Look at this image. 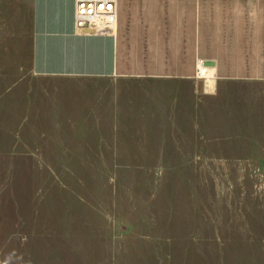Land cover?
Here are the masks:
<instances>
[{"label":"rangeland","instance_id":"obj_1","mask_svg":"<svg viewBox=\"0 0 264 264\" xmlns=\"http://www.w3.org/2000/svg\"><path fill=\"white\" fill-rule=\"evenodd\" d=\"M23 88L36 111L26 156L0 159V264H264V89L221 138L178 81Z\"/></svg>","mask_w":264,"mask_h":264},{"label":"crops","instance_id":"obj_2","mask_svg":"<svg viewBox=\"0 0 264 264\" xmlns=\"http://www.w3.org/2000/svg\"><path fill=\"white\" fill-rule=\"evenodd\" d=\"M73 8L74 0H0V159L26 156L21 137L36 111L28 73L178 81L195 123L209 96L221 138L235 113L259 103L264 0H116L112 32L98 35L75 31ZM201 63L208 86L196 77Z\"/></svg>","mask_w":264,"mask_h":264},{"label":"built area","instance_id":"obj_3","mask_svg":"<svg viewBox=\"0 0 264 264\" xmlns=\"http://www.w3.org/2000/svg\"><path fill=\"white\" fill-rule=\"evenodd\" d=\"M116 20V0H74V29L80 34H109ZM206 69L201 64L196 77L203 78Z\"/></svg>","mask_w":264,"mask_h":264},{"label":"bare ground","instance_id":"obj_4","mask_svg":"<svg viewBox=\"0 0 264 264\" xmlns=\"http://www.w3.org/2000/svg\"><path fill=\"white\" fill-rule=\"evenodd\" d=\"M205 74H206V73H205ZM205 77L207 78L208 76H207V75H205ZM206 81H207V84H208V83H209V80L207 79Z\"/></svg>","mask_w":264,"mask_h":264},{"label":"water","instance_id":"obj_5","mask_svg":"<svg viewBox=\"0 0 264 264\" xmlns=\"http://www.w3.org/2000/svg\"><path fill=\"white\" fill-rule=\"evenodd\" d=\"M205 65H207V63H205Z\"/></svg>","mask_w":264,"mask_h":264}]
</instances>
